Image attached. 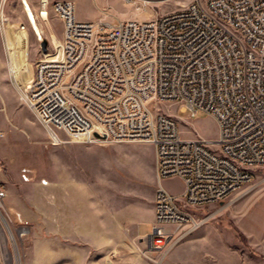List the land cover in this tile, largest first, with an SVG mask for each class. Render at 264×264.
<instances>
[{"label":"built area","instance_id":"2783aa9c","mask_svg":"<svg viewBox=\"0 0 264 264\" xmlns=\"http://www.w3.org/2000/svg\"><path fill=\"white\" fill-rule=\"evenodd\" d=\"M52 9L64 23L61 58L36 63L24 99L33 98L31 110L50 122L48 133H63V143L152 145L159 187L147 240L162 249L173 239L169 226L187 227L177 244L207 221L196 218L200 208L222 202L264 167V0H194L151 20L114 24L78 20L72 1ZM160 104L211 115L217 139L183 137ZM171 178L184 183L179 196L162 185ZM6 198L0 182V259Z\"/></svg>","mask_w":264,"mask_h":264},{"label":"rangeland","instance_id":"374dc122","mask_svg":"<svg viewBox=\"0 0 264 264\" xmlns=\"http://www.w3.org/2000/svg\"><path fill=\"white\" fill-rule=\"evenodd\" d=\"M22 1L0 0V182L7 192L9 227L0 264H264V167L222 202L195 211L207 221L177 244L187 227L169 226L173 239L155 249L147 240L159 187L154 147L63 143V133H48L24 99L36 63L61 58L64 23L52 9L56 1L74 2L80 21L114 24L151 20L194 0H27L42 28L41 40L30 29ZM41 10L47 19L40 18ZM159 109L177 118L185 138L219 135L216 119L207 113L190 117L168 104ZM162 185L175 196L184 190L179 178ZM192 238L194 245L173 260L171 254Z\"/></svg>","mask_w":264,"mask_h":264},{"label":"bare ground","instance_id":"6f19581e","mask_svg":"<svg viewBox=\"0 0 264 264\" xmlns=\"http://www.w3.org/2000/svg\"><path fill=\"white\" fill-rule=\"evenodd\" d=\"M46 1L47 0H44L43 2L46 3ZM22 7H23V10L25 13L26 20L30 26V29L32 30V32L36 36L37 40H41L43 38V31H42L41 26L38 23L36 13L34 12L33 8L31 7V5L29 4V2L27 0L22 1ZM39 16H40V18H43V19H47V17H48V15L46 14V12L44 10H41V13ZM5 35H6V30H5ZM51 39H55L53 33H51ZM15 73H17V69L13 68V70H12L13 78H14ZM25 101H26V104L28 105V107L30 109L33 108V98H25ZM37 119L41 124H43L45 127H47V129H50V122L43 121V116H37ZM51 134L54 137H57V133L56 134L51 133Z\"/></svg>","mask_w":264,"mask_h":264},{"label":"crops","instance_id":"0c3cea01","mask_svg":"<svg viewBox=\"0 0 264 264\" xmlns=\"http://www.w3.org/2000/svg\"><path fill=\"white\" fill-rule=\"evenodd\" d=\"M82 20H86V19L83 18ZM148 222H152V224H153V223H154V217L151 218ZM138 234H139L140 237H144V236H145V235H143V234H141V233L139 232V229H138ZM194 239H196V238H194ZM194 239L192 238V239H190V241H189V240L186 241V243H185V245H184L183 248L174 251V253L171 254L173 260H176V258H178V256H180L179 253H181L183 250H187V249H188L187 247H191L192 245H194ZM176 256H177V257H176Z\"/></svg>","mask_w":264,"mask_h":264},{"label":"water","instance_id":"95a60500","mask_svg":"<svg viewBox=\"0 0 264 264\" xmlns=\"http://www.w3.org/2000/svg\"><path fill=\"white\" fill-rule=\"evenodd\" d=\"M41 49L43 52H46L47 51V48H48V41L47 40H42L41 43ZM96 137H99L97 134H95Z\"/></svg>","mask_w":264,"mask_h":264}]
</instances>
